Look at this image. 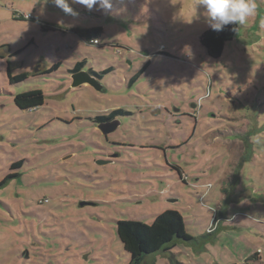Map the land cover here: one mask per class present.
I'll return each mask as SVG.
<instances>
[{"label": "rangeland", "instance_id": "obj_1", "mask_svg": "<svg viewBox=\"0 0 264 264\" xmlns=\"http://www.w3.org/2000/svg\"><path fill=\"white\" fill-rule=\"evenodd\" d=\"M68 2L0 0V264H128L117 221L166 209L191 239L142 264L264 263V0L217 58L197 0ZM95 27L97 44L73 31ZM81 60L110 69L101 91L71 86ZM32 89L43 105L17 108ZM115 108L104 136L91 118Z\"/></svg>", "mask_w": 264, "mask_h": 264}, {"label": "trees", "instance_id": "obj_2", "mask_svg": "<svg viewBox=\"0 0 264 264\" xmlns=\"http://www.w3.org/2000/svg\"><path fill=\"white\" fill-rule=\"evenodd\" d=\"M15 18L21 19L24 17L17 15ZM101 28L102 27L73 29V31L79 37L91 40L93 39L92 37L97 36L101 32ZM236 29L237 25L229 24L224 26L221 31H215L211 28L203 30L199 35V41L203 46L205 55L211 58L221 56L223 47H225L226 42L233 38ZM83 63L84 60L74 63L71 69H69V72L74 73L79 71ZM57 65V63L53 64L52 69H55ZM88 71L95 78H100L102 74L108 73L110 69H104L99 72L90 69ZM10 74V70L8 69L7 75L10 81L25 79L27 75L20 73L10 76ZM13 102L19 109H31L43 105L44 95L40 89H32L25 92L22 91L13 96ZM129 114L130 112H127L124 109L115 108L110 110L107 114H98L91 118V120L99 123L116 116H126ZM20 163L21 160L15 161L10 165V168H18ZM183 225V216L178 211L166 209L157 214L152 223H142L135 220L117 221L115 230L124 250L130 254L128 264H142L143 258L146 255H154L158 252H169L177 239H183V241L190 240L191 237L186 234ZM252 257L256 258V253ZM174 264L182 263L175 262Z\"/></svg>", "mask_w": 264, "mask_h": 264}, {"label": "clouds", "instance_id": "obj_3", "mask_svg": "<svg viewBox=\"0 0 264 264\" xmlns=\"http://www.w3.org/2000/svg\"><path fill=\"white\" fill-rule=\"evenodd\" d=\"M51 2L65 14L77 15L68 0H51ZM72 2L81 4L88 10H92L95 6L110 12L112 8V0H72ZM197 7L204 10L209 27L215 31H221L229 24L245 26L249 18L257 12L255 0H197ZM261 26L264 27V20L261 21ZM250 141L254 146L264 147V133H256L250 137Z\"/></svg>", "mask_w": 264, "mask_h": 264}, {"label": "water", "instance_id": "obj_4", "mask_svg": "<svg viewBox=\"0 0 264 264\" xmlns=\"http://www.w3.org/2000/svg\"><path fill=\"white\" fill-rule=\"evenodd\" d=\"M71 86L73 88L79 87L82 84H88L90 87L96 91H101L102 86L98 84L97 78H95L89 71L79 70L77 72H70ZM120 124L119 120L114 118L111 121H101L97 124V128L102 134L107 135L115 130V128ZM103 161H98V163H103ZM105 161L104 163H106Z\"/></svg>", "mask_w": 264, "mask_h": 264}, {"label": "built area", "instance_id": "obj_5", "mask_svg": "<svg viewBox=\"0 0 264 264\" xmlns=\"http://www.w3.org/2000/svg\"><path fill=\"white\" fill-rule=\"evenodd\" d=\"M28 17V16H27ZM91 43H93V44H97L98 43V40L97 39H93V40H91ZM213 229V228H212ZM209 230H211V228L209 227Z\"/></svg>", "mask_w": 264, "mask_h": 264}, {"label": "flooded vegetation", "instance_id": "obj_6", "mask_svg": "<svg viewBox=\"0 0 264 264\" xmlns=\"http://www.w3.org/2000/svg\"><path fill=\"white\" fill-rule=\"evenodd\" d=\"M116 117H117V116H116ZM116 117H113V118H111V119H108V120H106V121L104 120V121H105V122H107V121H111L112 119H114V118H116ZM94 124L97 125L98 123L94 122ZM106 136H107V135H106Z\"/></svg>", "mask_w": 264, "mask_h": 264}]
</instances>
